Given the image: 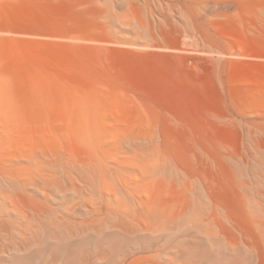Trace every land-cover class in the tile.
I'll return each instance as SVG.
<instances>
[{"label": "rangeland", "instance_id": "374dc122", "mask_svg": "<svg viewBox=\"0 0 264 264\" xmlns=\"http://www.w3.org/2000/svg\"><path fill=\"white\" fill-rule=\"evenodd\" d=\"M0 264H264V0H0Z\"/></svg>", "mask_w": 264, "mask_h": 264}]
</instances>
